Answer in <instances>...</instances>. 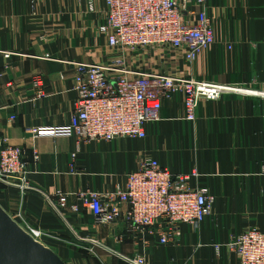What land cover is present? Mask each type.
<instances>
[{"label":"crops","instance_id":"0c3cea01","mask_svg":"<svg viewBox=\"0 0 264 264\" xmlns=\"http://www.w3.org/2000/svg\"><path fill=\"white\" fill-rule=\"evenodd\" d=\"M206 10L216 40L195 62L173 53L168 62L138 68L238 92L201 101L192 122L177 93L163 102L146 139L82 142L40 138L33 130L70 124L76 64L107 63L113 56L98 34L105 3L0 0V140L25 150L28 172V188L0 182V205L24 229L40 231V241L67 264H130L90 241L145 264H239L228 248L232 237L250 228L264 233V0H212ZM150 158L174 176L196 171L190 186L206 189L212 201L205 221L183 225L181 237L167 245L150 230L129 232L122 219L96 227L78 198L124 190L128 175ZM58 192L68 197L65 209L57 205Z\"/></svg>","mask_w":264,"mask_h":264},{"label":"built area","instance_id":"2783aa9c","mask_svg":"<svg viewBox=\"0 0 264 264\" xmlns=\"http://www.w3.org/2000/svg\"><path fill=\"white\" fill-rule=\"evenodd\" d=\"M102 1L106 16L98 34L106 39L108 51L113 50L114 56L107 63L76 64L73 90L77 100L70 124L35 129L37 137L76 138L82 142L144 140L148 125L160 120L163 102L172 95L183 94L186 119L192 122L201 101H215L222 95L238 92L233 87L196 78L149 72L138 68L140 64H131L127 57L131 53L138 60L140 51L160 48L171 51H163L160 59L167 60L179 53L188 63L195 62L216 40L206 10L212 0ZM34 87L38 97H43L39 79ZM15 119L16 116L11 117ZM25 155L23 148L8 144L5 138L0 140L1 183L28 188ZM76 156H72V168ZM197 177L196 171L174 176L150 158L128 175L124 190L107 195L81 192L78 198L92 213L96 227L114 225L122 219L129 232L150 230L160 244L167 245L181 237L183 225L197 227L212 213L207 190L190 186V181ZM57 199L59 208L65 209L67 195L58 192ZM72 210L79 212L77 206ZM25 230L40 240V231ZM228 248L239 264H264V233L258 228L233 236ZM133 262L145 264L140 257Z\"/></svg>","mask_w":264,"mask_h":264},{"label":"water","instance_id":"95a60500","mask_svg":"<svg viewBox=\"0 0 264 264\" xmlns=\"http://www.w3.org/2000/svg\"><path fill=\"white\" fill-rule=\"evenodd\" d=\"M91 243L113 255L135 264L96 241ZM0 264H67L50 247L35 239L20 226L0 205Z\"/></svg>","mask_w":264,"mask_h":264},{"label":"rangeland","instance_id":"374dc122","mask_svg":"<svg viewBox=\"0 0 264 264\" xmlns=\"http://www.w3.org/2000/svg\"><path fill=\"white\" fill-rule=\"evenodd\" d=\"M106 47H107V45H106ZM113 51V50H112ZM112 51H110V52H108L109 54L108 55H113L114 56V52H112ZM163 51H166L167 52V54L169 53L170 54V52L171 51H169V50H165V49H160V48H148V49H145V50H143V51H140L139 52V54H140V57L138 58V60H134L133 59V57H134V54H131V53H129V54H127L128 56V60H129V62L131 63V64H133V63H137V64H140V66H146L147 67V69H149L148 68V66H149V64H153V65H160V56L162 55L161 53L163 52ZM129 55L132 57V58H129ZM112 56V57H113ZM162 60H164V59H162ZM106 62V61H105ZM167 63V62H166ZM143 64H146V65H143ZM162 65H164L163 66V68L164 69H168V65L166 66V64H162ZM69 237V240L71 241V243H75V244H77V241L75 240V238L70 234V236H68ZM80 245V244H79ZM82 247H90L89 245H81Z\"/></svg>","mask_w":264,"mask_h":264}]
</instances>
